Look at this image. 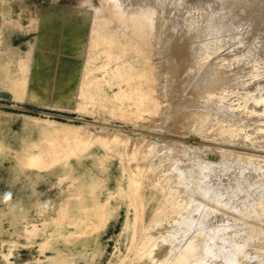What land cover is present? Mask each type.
I'll use <instances>...</instances> for the list:
<instances>
[{
	"label": "rangeland",
	"instance_id": "obj_1",
	"mask_svg": "<svg viewBox=\"0 0 264 264\" xmlns=\"http://www.w3.org/2000/svg\"><path fill=\"white\" fill-rule=\"evenodd\" d=\"M112 1L0 0V264H264V61L201 135L163 132L160 59ZM179 162L220 194L194 234Z\"/></svg>",
	"mask_w": 264,
	"mask_h": 264
},
{
	"label": "bare ground",
	"instance_id": "obj_2",
	"mask_svg": "<svg viewBox=\"0 0 264 264\" xmlns=\"http://www.w3.org/2000/svg\"><path fill=\"white\" fill-rule=\"evenodd\" d=\"M114 1L120 11L126 13L138 11L135 18L137 26L141 29L137 33H140L138 34L140 37L149 40L155 49L154 54H158L155 57L160 59L162 67L160 86L166 97H169L167 109L159 114L160 122L164 123L162 127L168 126L162 130L163 132L171 134L175 129L174 134L177 131L185 133L177 132L176 135L185 136L187 134L186 136H189L191 133L198 132L201 135L203 128L196 109L206 105L219 106V104L225 103L227 97L231 96L236 101L241 97L239 99L241 101L244 96L240 94L243 90L242 87L246 82L252 83L256 79L255 67L264 61V0ZM240 101L235 112L228 111L227 106L223 108L228 117H237L239 123L245 120ZM210 109L216 108H206L203 118L208 116L207 111ZM175 127L179 129L177 130ZM187 128L189 134L185 132ZM168 129L173 131H168ZM258 137L264 139V135ZM260 142L258 146L264 147V141ZM259 156L264 158L263 155ZM176 167L175 169L173 167L174 171L181 168L187 170L184 171V177L182 176L185 179L197 177V180L195 178L196 183L193 181L194 179L192 180L194 185L191 182L192 185H187V187L191 185L188 190L193 200L188 199L185 206L186 211L184 208L185 212L182 219L179 220L182 227L184 225L186 227V230L183 229L184 233H187L188 229L194 234L198 228L205 227L204 224L208 222L207 210H210L207 206L218 204L220 194L204 196L214 175V172L209 168L194 169L181 164V162ZM251 168L256 167H245L243 172L246 173ZM246 175H242L243 180ZM183 181L185 180L183 179ZM242 182L235 181L232 183V187L243 189L244 183ZM192 193L195 194L192 195ZM196 194L202 195L203 199H198L200 196L197 197ZM196 197L197 199H195ZM192 208L200 215L198 216L195 212L197 214L195 219L192 218L196 216L195 213L191 216V212H194ZM214 208L211 207V209ZM261 222L263 221L261 220ZM177 229L179 230V228ZM177 229L175 232L180 231ZM180 229L182 231L181 225ZM175 232L173 231L174 235ZM202 232L203 246L201 249L194 248L200 253L207 250L209 237L208 231L202 230ZM262 240L264 239L260 237L259 244L256 243V240L254 243L257 246H263ZM260 242L262 243L260 244Z\"/></svg>",
	"mask_w": 264,
	"mask_h": 264
}]
</instances>
